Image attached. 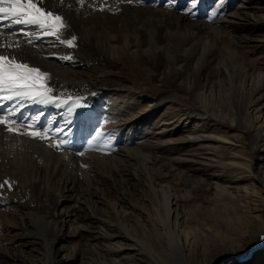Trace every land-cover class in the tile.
<instances>
[{"label": "bare ground", "instance_id": "6f19581e", "mask_svg": "<svg viewBox=\"0 0 264 264\" xmlns=\"http://www.w3.org/2000/svg\"><path fill=\"white\" fill-rule=\"evenodd\" d=\"M43 2L48 10L64 17L66 27L58 33L60 39L70 40L75 36L76 40L73 41L74 46H68L61 44L56 37L44 36L39 29L22 25L6 28V25L11 24V20L0 21V29L5 32L0 42L5 44L15 43L17 37H9L8 33H20L21 28H24L25 33L33 32L35 36L40 37L33 38L19 34L18 48L15 46L10 49L4 48L0 49V52L9 56L14 55L18 60L49 73V86L53 88L51 95L57 97L56 104L47 105L33 103L27 99L0 100V105H3L0 107V115H5L10 108L18 109L13 118L25 125L21 128V132L37 128L42 131L47 129L46 135H51L52 138L51 142H47L49 138L42 142L26 135L7 133L3 126H0V181L9 179L17 186L15 191L13 189L12 196L7 186L0 189V213L1 209L7 206L20 204L24 207L26 211L21 213L23 215L21 224L24 227L20 228L22 236L38 239L42 248L37 250V255L46 259L45 264L54 261V256L57 254L55 246L59 236L61 237L65 228L71 230L76 226L72 214L74 209L67 211L63 207L66 201L72 202L73 207L85 204L90 209H100L91 189L96 186V181L82 169V159L72 156L70 150L74 147L77 132L86 131L88 140L92 142L91 148L102 150L91 151V154L87 155L90 157L88 161H91L88 163L93 162L102 172L100 176L110 178L124 195L128 192V180L124 178L118 180L115 173L121 172L123 164L129 163L136 167L135 174L142 184V189L138 195L139 203H131L130 210L120 202L110 200L107 192L100 189L101 196L109 201L107 209L116 215L117 226L126 234L124 241L132 243L130 249L141 252L145 248L146 251L152 252L157 248L151 244L154 239L155 242H160L161 249H165L164 252L169 253L170 258L176 255L173 247L175 244L182 249L176 251L177 254L180 253L187 258L185 245L190 243L191 237L201 233L198 231L201 226L195 227L199 219L195 215L193 217L189 215L175 188L165 183L166 175L163 171L151 166L154 160L147 149L145 152L141 148L132 146L128 148L124 145L130 142L129 136L119 138L118 134L111 135L108 131L98 135L101 144H97L98 139L91 137V131L97 127L98 119L103 116L101 93L113 98V102L107 104L109 106L107 114L103 116L107 123H111L122 114V109L127 110L120 103L137 97L128 93L131 90H121L118 81L124 76L122 73L127 67L126 61L130 63L134 61L133 65L139 67L138 75L148 74L151 85L158 84L162 90L173 89L174 92L165 93V97L161 96L148 114L137 118L135 121L138 123L137 128L149 122L148 117L163 106L165 99L171 102L172 107L175 103L184 100L199 101L204 111H198L196 114L187 113L189 119L193 114L198 117H208L211 113L214 118L216 116L222 121L228 120L232 126L235 124L243 126L250 133L252 147L255 148H253L254 153L261 162L253 161L244 165L238 163L239 168L236 167L237 165L225 167L246 171L251 174L249 180L264 187V154L261 153L264 150V104L259 106L254 102L251 106L253 115L248 113L246 118L240 116L241 118L238 119L236 118L238 115L232 113L234 108L223 112L219 102L216 103L218 99H233L232 97L235 98L237 94L245 97L247 93L259 91L260 88L262 90L264 73H257L248 64L245 55H242L241 43L236 38L226 35L228 43L224 45L227 56L218 63L220 80L210 85L208 82L201 83L200 77L197 80L191 76L184 78L187 68L206 66L213 60L220 43H224V34L211 24L187 23V19L169 10L139 7L136 3H128L127 0H117V4H120V12L116 14L111 9L103 11L104 5L99 0H84L83 4L79 0H43ZM29 39H33V43H27ZM53 39L58 41L56 44L58 46H53ZM43 40L47 41L46 45L50 47L49 49L41 50L39 46ZM63 57L72 59L65 60L62 59ZM165 59L175 73L173 78L161 72ZM78 61L92 67L91 72L94 76L81 70L76 71L74 66H70V64H78ZM228 62L232 65L230 66ZM201 73L197 72L199 76ZM234 75L238 77L234 78ZM91 79L94 81L85 83ZM80 95L86 97L78 98ZM131 104L132 102L129 105ZM30 115L31 117H28ZM85 121L86 125H84ZM29 123L34 124L32 129L27 128ZM57 129L60 131L57 132ZM138 137L140 139L145 135ZM58 139L69 141L67 150L49 146L55 145ZM81 140L84 141L83 138ZM81 140L77 145L83 143ZM119 140L123 144L119 147L120 151L109 156L112 147ZM254 167L256 172L251 171ZM220 194L224 198L231 195L226 188H222L219 196ZM35 195L44 201L43 205L37 202ZM189 195L191 193L188 192L187 196ZM63 216L64 222L61 220ZM0 217L1 221H11L8 214L2 213ZM26 220L31 226L26 225ZM205 229L209 230L208 226ZM104 238L106 245H110L108 255L114 251L113 247L118 249L124 247L112 246L111 237L104 236ZM253 250L256 251L255 246L248 251L246 257L250 256ZM65 256L70 258L67 254ZM135 260V256L132 255L128 262L132 264ZM230 261L231 259H227L220 263L227 264Z\"/></svg>", "mask_w": 264, "mask_h": 264}, {"label": "rangeland", "instance_id": "374dc122", "mask_svg": "<svg viewBox=\"0 0 264 264\" xmlns=\"http://www.w3.org/2000/svg\"><path fill=\"white\" fill-rule=\"evenodd\" d=\"M99 1L104 5L101 6L103 11L111 9L119 14L120 4H117V0ZM132 3H136L139 7L172 11L177 16L187 19V23L211 24L224 34V43H220L213 60L206 66L187 68L184 78L191 76L197 80L200 77L201 83L208 82L210 85L220 80L218 63L227 56L226 35L236 38L243 46L241 53L245 55L248 64L257 73H264V0H132ZM46 42L43 40L41 45L39 44L41 50L50 48L47 47ZM52 42L53 46H58L56 45L58 41L53 39ZM133 63L134 61L132 63L126 61L127 67L122 73L124 76L118 81L120 89L131 90L128 93L136 95V99L134 97L129 101H122L120 104L127 110L122 109L120 116L113 122L107 123L103 116L107 114L109 109L107 104L113 102V98L101 93L103 116L98 119L97 127L91 131V137L98 139V133L108 131L111 135L118 134L119 138L129 136L130 142L124 145L128 148L131 146L141 148L145 152L147 149L154 160L151 166L163 171L166 175L165 183L175 188L189 215L192 217L195 215L199 219L195 227L201 226L198 229L201 233L195 234V237L190 238V243L185 245L187 258L180 253L177 254L176 251L182 249L176 244L173 246L176 255L170 258L169 253L161 249L160 242H155L154 239L151 244L157 248L152 252L146 251L145 248L141 252L130 249L132 243L124 241L126 234L117 226L116 215L107 209L109 201L101 196L100 189L107 192L110 200L118 201L130 210L131 203H139L138 195L142 189V184L135 174L136 167L129 163L123 164L121 172L115 173L118 180L122 178L128 180V192L124 195L110 178L100 176L102 172L93 162L88 163L91 161H88L90 157L87 155H90L91 151L102 150L91 148V141L89 147V136L86 131L77 132L75 143L82 138L84 141L81 140L83 142L81 145L74 143L70 152L72 156L82 159V169L96 181V186L91 189L100 209H90L85 204L73 207L72 202L66 201L63 207L67 211L74 209L72 214L76 226L71 230L68 227L63 230L56 242L55 260L49 261L48 264H129L128 259L132 255L136 258L132 264H210L212 262L223 264L220 261L227 259H231L227 264H264V187L249 180L251 174L246 171L225 167L236 166L238 163L244 165L253 161L261 162L254 153L255 148L252 147L250 133L243 126L236 124L232 126L228 120L222 121L216 116L214 118L211 113L208 117L194 116L198 111L204 110L199 101L192 100L175 103L172 107L171 102L165 99L163 106L148 117L149 122L137 128L138 123L135 122L137 118L148 114L159 98L165 97V93L174 92L173 89L162 90L158 84L151 85L149 75H138L139 67L136 68ZM78 64H70V66H74L76 71L81 70L94 76L91 72L92 67L88 64V66L84 65L81 61ZM228 64L232 65L230 62ZM203 68L205 71L201 73ZM161 72L169 78H173L175 74L166 59ZM197 72L201 75L199 76ZM238 76L234 75V78ZM93 81L94 79H91L85 83ZM83 97L86 96H78V98ZM232 98L218 99L216 103L219 102L223 112L234 108L232 113L238 115L236 118H246L248 113L253 115L251 106L254 102L259 106L264 104V87L262 90L260 88L259 91L247 93L245 97L237 94ZM131 102L132 104L129 105ZM187 113L194 114L189 119ZM86 124L85 121L84 125ZM148 124L150 126H147ZM142 134L145 137L139 139L138 136ZM47 137L49 138L47 142H51V135ZM37 139L45 141V139ZM120 143V140L117 141L109 156L120 151L119 147L123 146ZM97 144H101L99 139ZM80 151L84 154H77ZM261 153L264 154V150ZM251 171L256 172L255 167ZM16 188L14 184L9 191L10 196ZM222 188L228 189L231 195L225 198L221 194L219 196ZM188 192L191 195L187 196ZM34 197L43 205V200L37 195ZM12 206L2 208L0 213L1 216L2 213L8 214L11 220H0V264H45L46 259L37 255V250L42 248L38 239L22 236L20 228L24 227L21 218L26 209L20 204ZM62 218L63 221L64 216ZM26 225L31 226L28 220ZM207 226L209 230L205 229ZM211 227L213 228L210 229ZM104 236L111 237L112 246L124 247L120 249L113 247L114 251L108 255L110 245H106ZM254 246L256 251L253 250L250 256L246 257ZM66 254L69 255V259Z\"/></svg>", "mask_w": 264, "mask_h": 264}, {"label": "snow or ice", "instance_id": "6c2138e0", "mask_svg": "<svg viewBox=\"0 0 264 264\" xmlns=\"http://www.w3.org/2000/svg\"><path fill=\"white\" fill-rule=\"evenodd\" d=\"M79 2L83 4L84 0H79ZM127 2L132 3V0H127ZM5 20H11V24L6 25V28H11L15 25L33 27L39 29L44 36L56 37L61 44H67L68 46H74L73 41L76 40L75 36H72L70 40L60 39L58 33L66 27L64 17L48 10L44 6L43 0H0V21ZM19 34L40 38L39 36H35L33 32L25 33L24 28H21L20 33H8L9 37H17L15 43L5 44L0 42V49H10L14 46L18 48L20 46ZM4 36V30L0 29V39ZM27 43H33V39H29ZM62 59L70 60L72 58L63 57ZM49 82V73L42 71L40 68L30 66L27 62L18 60L14 55L9 56L0 52V100L13 101L18 99L24 101L27 99L38 104H56L57 97L51 95L53 88L49 86ZM0 107H3V105H0ZM16 111L18 109L10 108L5 115H0V126H3L4 131L14 135H26L30 138H48L46 135L47 129L42 131L37 128L21 132V128L25 127V125L20 124L13 118ZM33 127V123L27 124V128L32 129ZM59 131L57 129V132ZM88 143L91 146V142L89 141ZM68 144L69 141L58 139L55 145L49 146L56 147L59 150H67ZM77 154L83 155L84 153L80 151ZM14 183V181L4 179L0 181V189H4L7 186L11 190Z\"/></svg>", "mask_w": 264, "mask_h": 264}]
</instances>
